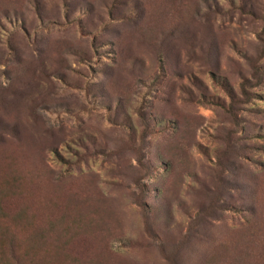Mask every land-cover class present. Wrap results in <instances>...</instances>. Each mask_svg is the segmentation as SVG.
<instances>
[{
    "label": "rangeland",
    "instance_id": "obj_1",
    "mask_svg": "<svg viewBox=\"0 0 264 264\" xmlns=\"http://www.w3.org/2000/svg\"><path fill=\"white\" fill-rule=\"evenodd\" d=\"M6 165L0 264H264V0H0Z\"/></svg>",
    "mask_w": 264,
    "mask_h": 264
},
{
    "label": "trees",
    "instance_id": "obj_2",
    "mask_svg": "<svg viewBox=\"0 0 264 264\" xmlns=\"http://www.w3.org/2000/svg\"><path fill=\"white\" fill-rule=\"evenodd\" d=\"M5 170V171H4ZM34 174V173H32ZM43 176H46V173L41 172L33 176L34 182L32 183V178L27 179L28 177L22 174L20 170L15 168L14 165H6L4 169L0 171V238L5 241L7 229L10 231L17 230L22 223L20 215L12 216L7 213L5 210V202L16 196H21L25 192L27 193L32 186L30 184H35L39 179H42ZM76 204V203H75ZM21 264V261L18 258L14 257L12 264Z\"/></svg>",
    "mask_w": 264,
    "mask_h": 264
}]
</instances>
